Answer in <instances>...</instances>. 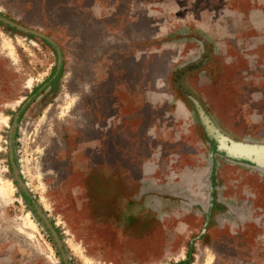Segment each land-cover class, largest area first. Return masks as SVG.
Masks as SVG:
<instances>
[{
    "label": "rangeland",
    "instance_id": "1",
    "mask_svg": "<svg viewBox=\"0 0 264 264\" xmlns=\"http://www.w3.org/2000/svg\"><path fill=\"white\" fill-rule=\"evenodd\" d=\"M0 15L62 56L0 22V264H64L35 206L67 264H264V172L199 119L264 143V0H0Z\"/></svg>",
    "mask_w": 264,
    "mask_h": 264
},
{
    "label": "water",
    "instance_id": "2",
    "mask_svg": "<svg viewBox=\"0 0 264 264\" xmlns=\"http://www.w3.org/2000/svg\"><path fill=\"white\" fill-rule=\"evenodd\" d=\"M0 22L5 23L6 25L13 27L23 33L37 36L43 39L44 41H46L56 52L57 66L59 68L61 60H62V56H61L59 46L54 42L52 38H50L48 35L40 31H37L35 29L25 27L24 25L16 23L13 20H10L2 15H0ZM30 100H31V96L27 98L26 101L20 106L15 116V119L17 118L19 111H21ZM199 112H200L199 113L200 122L202 123V126L204 127L205 133L214 140L216 151L223 152L228 158L232 160H236V161L238 160V161L244 162L264 172V143L263 142L250 141L247 139L233 140L229 136L224 135L223 133H220L218 128L213 123V121L209 118V116L203 113L201 109L199 110ZM14 125H15V122L13 126L11 127L10 132L13 131ZM12 169L15 175V179L17 180L23 192L28 196V192H27L28 190L24 186V183L22 182V180L20 179L18 171L17 169H15L14 165H12ZM34 211L36 215L38 216V218L40 219V221L43 223V225L47 228L50 235L53 237L54 242L60 251L61 258L64 264H67L66 255L62 248V243L60 242L55 230L53 229L48 219L45 217V215L40 211V209L37 206H35Z\"/></svg>",
    "mask_w": 264,
    "mask_h": 264
}]
</instances>
